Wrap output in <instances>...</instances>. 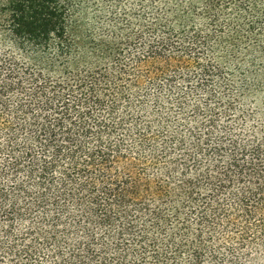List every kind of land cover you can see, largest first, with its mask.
I'll list each match as a JSON object with an SVG mask.
<instances>
[{"label":"trees","instance_id":"trees-1","mask_svg":"<svg viewBox=\"0 0 264 264\" xmlns=\"http://www.w3.org/2000/svg\"><path fill=\"white\" fill-rule=\"evenodd\" d=\"M0 264H264V0H0Z\"/></svg>","mask_w":264,"mask_h":264}]
</instances>
